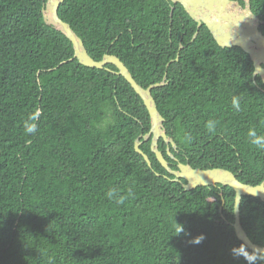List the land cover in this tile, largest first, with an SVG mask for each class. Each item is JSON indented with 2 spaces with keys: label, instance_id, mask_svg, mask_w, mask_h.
<instances>
[{
  "label": "trees",
  "instance_id": "trees-1",
  "mask_svg": "<svg viewBox=\"0 0 264 264\" xmlns=\"http://www.w3.org/2000/svg\"><path fill=\"white\" fill-rule=\"evenodd\" d=\"M45 2L0 0V264H246L232 253L244 245L233 227L234 190L186 192L148 141L140 148L150 168L135 151L151 130L143 101L114 66L74 59L72 43L45 23ZM251 5L264 21V0ZM59 16L94 60L118 57L145 89L166 83L153 97L180 163L264 182V149L248 135L264 136V92L247 53L220 47L205 25L194 39L197 23L167 0H65ZM159 149L177 170L163 141ZM241 222L264 247L260 199L243 198Z\"/></svg>",
  "mask_w": 264,
  "mask_h": 264
},
{
  "label": "water",
  "instance_id": "water-1",
  "mask_svg": "<svg viewBox=\"0 0 264 264\" xmlns=\"http://www.w3.org/2000/svg\"><path fill=\"white\" fill-rule=\"evenodd\" d=\"M167 1L174 5H181L185 12L197 23L198 28L194 39L199 35L201 27L205 25L220 47L224 49L238 47L250 56L256 68L255 80L257 75L260 73L264 74V69H262V64H264V35L260 31L262 21L253 13L249 0L246 1L245 8L238 2L232 0ZM64 2L65 0H46L42 10L45 23L66 36L73 45L74 59L81 65L92 69L107 71H110L107 66H114L117 72L111 73L127 81L143 101L149 113L151 130L148 134L142 135L137 139L135 142V151L143 156L145 162L152 168L150 158L140 148L143 143L151 141V150L156 155L157 160L170 175L174 176V179L171 181L181 183L186 192L201 187H217L219 185L233 189L236 194L234 203L235 222L233 224L236 236L244 245H247L250 251L254 248H260L261 255H264V247L252 242L241 222V205L244 197L258 198L264 203V182L260 185L252 186L242 183L234 173L225 169H194L190 164L180 163L171 153V146L174 149L178 147L174 140L168 137L164 127L166 120L159 112L157 103L153 97V90L164 87L166 83L162 82L151 85L145 89L136 82L129 69L118 57L105 55L101 61L94 60L89 55L82 39L68 23L60 18L59 9ZM174 10L173 8L171 16H173ZM178 59L179 55L175 61H178ZM173 62L168 64L167 68ZM164 80H166V76ZM160 141H163L167 145L168 155L178 162L177 170L171 168L163 152L160 151ZM156 175L162 177L161 174L156 173ZM165 179L170 180L167 176H165ZM183 180L186 183H183Z\"/></svg>",
  "mask_w": 264,
  "mask_h": 264
},
{
  "label": "clouds",
  "instance_id": "clouds-1",
  "mask_svg": "<svg viewBox=\"0 0 264 264\" xmlns=\"http://www.w3.org/2000/svg\"><path fill=\"white\" fill-rule=\"evenodd\" d=\"M232 105L236 110L240 109V103H239V98L238 97H233L232 100ZM39 118V110H37L36 114L30 115L28 119L25 121V130L28 134H33L37 131V121ZM206 127L209 131H213L216 127V122L209 120L206 124ZM250 137V142L256 146L259 149H264V136L258 135L257 132L252 129L248 133ZM131 194V193H129ZM109 198H113L115 196L114 191H109L107 193ZM125 200V197L121 196L117 200V203L123 204ZM178 225V224H177ZM180 228V231L177 233L179 235L181 232L184 231V228L182 225H178ZM205 237L203 234L193 238L191 241L193 244H200ZM243 246V249H242ZM260 248H254L251 252L248 251L247 245H241L239 248H234L232 249V253L234 257H242L245 261L246 264H262L264 262V258H262L261 253L259 251Z\"/></svg>",
  "mask_w": 264,
  "mask_h": 264
},
{
  "label": "flooded vegetation",
  "instance_id": "flooded-vegetation-1",
  "mask_svg": "<svg viewBox=\"0 0 264 264\" xmlns=\"http://www.w3.org/2000/svg\"><path fill=\"white\" fill-rule=\"evenodd\" d=\"M243 1V4H241L240 3V1H236V2H238L242 7H246V1L247 0H242ZM249 3L251 4V0H249ZM251 7H252V5H251ZM261 20V19H260ZM262 21V20H261ZM263 26H264V21H262V24L260 25V31L262 32V34L264 35V33H263ZM252 63H253V67H254V72H253V80H254V83L257 85V87H259L260 88V90H262L263 92H264V74H259V75H257L256 76V80L254 79L255 78V72H256V68H255V65H254V62L252 61ZM262 69H264V64H262ZM260 79V81H261V86L257 83V79ZM168 148V147H167ZM168 153V152H167Z\"/></svg>",
  "mask_w": 264,
  "mask_h": 264
}]
</instances>
